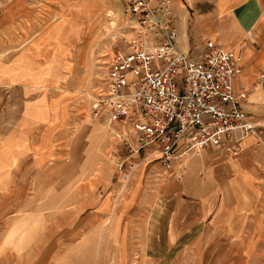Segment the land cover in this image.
<instances>
[{"label": "rangeland", "instance_id": "1", "mask_svg": "<svg viewBox=\"0 0 264 264\" xmlns=\"http://www.w3.org/2000/svg\"><path fill=\"white\" fill-rule=\"evenodd\" d=\"M178 3L190 17L209 8ZM123 8L124 0H0V120L12 124L23 110L38 121L25 125L19 147L0 131V264H264V199L258 227L240 231L243 245L215 213L211 227H169L182 192L195 197L203 179L191 160L215 159L211 149L188 157L179 179L162 177L154 159L129 153L91 117L108 55L129 38Z\"/></svg>", "mask_w": 264, "mask_h": 264}, {"label": "built area", "instance_id": "2", "mask_svg": "<svg viewBox=\"0 0 264 264\" xmlns=\"http://www.w3.org/2000/svg\"><path fill=\"white\" fill-rule=\"evenodd\" d=\"M123 10L129 38L110 51L90 109L110 137L176 179L204 149L235 156L245 137L264 139V124L240 108L244 94L233 89L238 51L210 39L200 49H180L171 0H124Z\"/></svg>", "mask_w": 264, "mask_h": 264}, {"label": "crops", "instance_id": "3", "mask_svg": "<svg viewBox=\"0 0 264 264\" xmlns=\"http://www.w3.org/2000/svg\"><path fill=\"white\" fill-rule=\"evenodd\" d=\"M184 2L188 8L207 2L209 8L193 13L190 17L188 12L185 13L179 6L178 0H171L177 46L184 51L200 49L203 43L210 39L223 48L238 51L241 55V71L233 78V89L236 94L241 92L244 94L240 108L264 124V80L260 79L264 74V0H184ZM52 69L57 68L52 66ZM15 86L16 83L13 87ZM25 117L32 120L27 122ZM63 117L66 121L67 117L65 115ZM36 119L29 117L22 110L12 124L8 122L5 126L2 125L4 120H0V131L6 132V138L19 147L24 138L20 135L29 132L30 130L25 127L35 126L38 123ZM63 127L64 125L60 124L61 134L65 132L62 130ZM260 143L261 141H255L253 136H248L242 140L241 148L235 156L208 149L213 152L215 159L208 156L201 163L191 160L190 166L197 164L199 169H202L200 171L203 179L195 197L186 191L182 192V197L170 212L169 227L179 234L182 230L189 229L194 222L207 223L210 214L212 220L215 213L222 215L220 221L224 224L225 231L227 233L228 230L230 233L234 231L230 235L235 236L237 243L243 245L245 241L242 240L241 229L257 228L260 224V199H264V189L260 184L264 181V145ZM188 171L192 172L191 169ZM192 174H187L186 179H191ZM225 199L226 201L231 199L230 205L226 207L221 205L222 200L226 203ZM178 204L183 206L177 208ZM216 208L218 212L215 211ZM221 208H225L226 211H222ZM246 213L247 218L248 213H251V222L242 220ZM206 225L211 227L210 221ZM185 245L186 249H182L193 253L188 247L189 244ZM193 257L198 258L196 254H193Z\"/></svg>", "mask_w": 264, "mask_h": 264}, {"label": "bare ground", "instance_id": "4", "mask_svg": "<svg viewBox=\"0 0 264 264\" xmlns=\"http://www.w3.org/2000/svg\"><path fill=\"white\" fill-rule=\"evenodd\" d=\"M122 15L124 16V13H122ZM128 34H129V33H128ZM128 34H127V35H128ZM124 35H125V33H124Z\"/></svg>", "mask_w": 264, "mask_h": 264}]
</instances>
